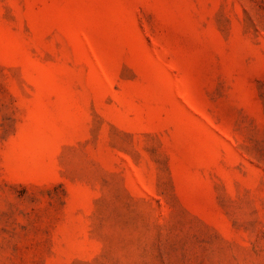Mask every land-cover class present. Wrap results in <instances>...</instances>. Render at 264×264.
<instances>
[{"label": "rangeland", "instance_id": "1", "mask_svg": "<svg viewBox=\"0 0 264 264\" xmlns=\"http://www.w3.org/2000/svg\"><path fill=\"white\" fill-rule=\"evenodd\" d=\"M0 264H264V0H0Z\"/></svg>", "mask_w": 264, "mask_h": 264}]
</instances>
